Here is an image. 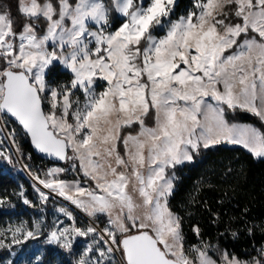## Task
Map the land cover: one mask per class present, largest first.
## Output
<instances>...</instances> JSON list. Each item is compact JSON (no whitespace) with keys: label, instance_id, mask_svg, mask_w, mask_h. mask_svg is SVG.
<instances>
[{"label":"snow or ice","instance_id":"obj_1","mask_svg":"<svg viewBox=\"0 0 264 264\" xmlns=\"http://www.w3.org/2000/svg\"><path fill=\"white\" fill-rule=\"evenodd\" d=\"M175 9L176 0H17L23 19L0 12V159L12 160L5 141L20 153L11 119L66 165L44 178L23 165L41 204L55 195L92 221L81 227L60 207L51 226L0 230V248L48 227L46 242L66 250L91 239L78 264H245L227 252L218 262L203 241L186 246L169 201L175 169L202 149L237 145L264 158V131L228 118L240 111L264 123V0ZM114 13L123 18L115 29ZM56 65L66 80L48 79ZM192 231L200 238L198 225ZM252 264H264V248Z\"/></svg>","mask_w":264,"mask_h":264},{"label":"trees","instance_id":"obj_2","mask_svg":"<svg viewBox=\"0 0 264 264\" xmlns=\"http://www.w3.org/2000/svg\"><path fill=\"white\" fill-rule=\"evenodd\" d=\"M16 4L17 0H0V8L4 7L5 11L23 19L16 11ZM190 4L191 0H178L176 15L185 12ZM113 15L111 20L115 29L122 18L117 13ZM68 75L60 65H56L50 70L48 78L66 80ZM228 118L231 122L253 123L264 131V123L246 112L229 113ZM7 123L10 128H17V143L24 162L43 166L53 164L34 153L29 138L19 132L16 123L11 119ZM175 173L178 179L169 203L173 211L183 218L186 246L203 241L239 259L255 258L258 249L264 245V158H254L240 146L226 148L217 145L202 149L192 162L177 166ZM67 177L75 178V175ZM21 191L34 206L23 203L18 195ZM0 197L7 198L0 204V225L8 224L15 218L28 221L39 214L40 207L49 209L53 205L50 202L39 205L33 185L25 175L15 169L7 172L1 165ZM216 216H219L218 220ZM98 222L101 227L106 224L103 220ZM193 225L199 226L200 238L193 233ZM41 242L43 249L39 264H78L76 249L66 250L46 241ZM15 248H0V264L19 263V254H14ZM29 264H37V261Z\"/></svg>","mask_w":264,"mask_h":264},{"label":"rangeland","instance_id":"obj_3","mask_svg":"<svg viewBox=\"0 0 264 264\" xmlns=\"http://www.w3.org/2000/svg\"><path fill=\"white\" fill-rule=\"evenodd\" d=\"M177 2H178V0H176V4H177ZM191 3H192V0H191ZM190 6H191V4H190ZM4 9H5L4 7L0 8V12L5 11ZM6 10H7V8H6ZM119 18H122V17L119 16ZM110 23L112 24V28H113V21L110 20ZM61 69L66 71L62 66H61ZM48 79L51 81H55V82H62L65 80V79H63V80L57 81V80L53 79V77H50ZM247 114H250V113H247ZM250 115H252V114H250ZM235 116H238V115H235ZM232 117H233V115H232ZM3 123H4V121L0 120V124H3ZM233 123L247 124V125H251V126L255 127V125L253 123H250V122H236V121H234ZM216 146H214V147H216ZM3 147L8 148L9 152L11 153L12 160H11V162H8L6 159H0V165L3 166V168L7 172H10V171H12V169H15L16 172H19V173L25 175V177L32 183V185L35 183V181L32 179V176L23 167V165L27 164L28 167L31 168L32 172L39 174L41 176V178H44V173L51 167L66 166L64 164L59 165V164H54V163L50 164V165L48 164L47 166H43L42 164H34L33 165L30 163L29 160H28L29 162H24L22 160V158H20L21 157L20 153H17V155H16V153L14 152V150L12 148L13 146L8 141H5V144L3 145ZM257 159H259V158H257ZM186 163H189V162H186ZM186 163H184V164H186ZM179 166H181V165H179ZM71 175L76 176L75 173L70 171V172L65 173L62 178L70 181L74 178H68L67 176H71ZM44 191H48V190H44ZM35 195H36L37 200L39 201L38 203L40 205L41 202H40L36 192H35ZM49 202L53 203V205L49 206V209L46 208L45 206L40 207V209L38 210L39 214L37 216H33L28 221L24 220V219L20 220L18 218L12 219V221L8 222V224L0 225V230L6 231L8 228H14L15 226L21 225V224L25 225L26 227H32L37 222H40L43 225L51 226L54 224V222L57 220L58 217L63 218V217H60V214L56 211V209H58L60 207H68L69 210L72 211L74 216L76 217V220H77V223L79 226L86 227L89 223H91V221L87 220L85 217H83L81 215V213H80L81 211L79 209H76L74 205H70L67 201L63 200L60 197L53 195V196H51ZM102 220L105 221V223H106V217H99L98 219L95 220V224L100 228H103V227L100 226L98 221H102ZM68 223H70V222H68L65 219V224H68ZM48 231H49V228L45 227V229H44L45 235L40 236L38 239H28L26 241H22L19 244H12L11 245V247H16L14 250V254H17V253L19 254L18 255V258H19L18 264H29L33 260L36 261V259H35L36 256H39V257L42 256L41 253H42L43 247L41 245V243H42L41 240L46 241L45 237H46V234ZM10 243H11V236H9L6 240V244H10ZM89 243H91L90 238L87 240L84 238H77L73 242V249H74V251L76 249L75 252H76L79 259L81 258L82 253L84 252L85 248L87 247V245ZM209 245H211V244H209ZM261 248H264V245ZM260 249H258V254L255 256V258H253L251 260L239 259L237 256L231 255L229 252H227L225 250L216 249L214 246L212 247V245H211V248L209 250V254L213 257V259H215L219 262L221 259V254L224 252H227L230 256H235L238 260L245 262V264H252V261L254 259L260 258Z\"/></svg>","mask_w":264,"mask_h":264},{"label":"water","instance_id":"obj_4","mask_svg":"<svg viewBox=\"0 0 264 264\" xmlns=\"http://www.w3.org/2000/svg\"><path fill=\"white\" fill-rule=\"evenodd\" d=\"M14 123H16L14 120H12ZM29 138V137H28ZM29 140H30V138H29ZM31 142V141H30ZM223 147H226V148H236V147H239V146H237V145H228V144H221ZM13 146V145H12ZM31 146H32V149H33V151H34V153L36 154V155H38V156H40L42 159H45V160H47V161H50V162H52V163H54V164H63V162H60V161H56V160H54L53 158H50V157H47V156H45V155H43V154H41V153H39L34 147H33V145L31 144ZM13 148V150H14V152L16 153V155H17V152H16V149H15V147L13 146L12 147ZM80 212V211H79ZM81 213V215L83 216V217H85L87 220H89V221H91L85 214H83L82 212H80ZM92 222V221H91ZM95 226L99 229L100 227H98L96 224H95Z\"/></svg>","mask_w":264,"mask_h":264}]
</instances>
